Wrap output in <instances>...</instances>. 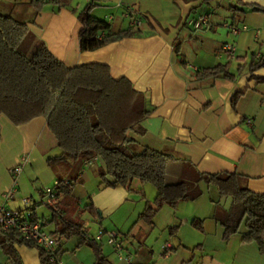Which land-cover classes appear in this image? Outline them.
Instances as JSON below:
<instances>
[{"label": "crops", "instance_id": "crops-1", "mask_svg": "<svg viewBox=\"0 0 264 264\" xmlns=\"http://www.w3.org/2000/svg\"><path fill=\"white\" fill-rule=\"evenodd\" d=\"M29 1L0 0V11L26 22L38 41H44L67 66L105 63L113 77H127L146 95L153 110L141 121L142 131L130 129L128 135L141 146L174 155L168 164L169 181L181 178L185 169L189 174L195 170L236 171L247 177L251 191L264 193V67L254 72L250 69L253 53L264 52V11L232 12L231 0H96L92 13L109 21L113 30L133 26L141 33L82 51L78 13L89 0H71L59 10L56 4L47 3L39 12ZM243 1L264 8V0ZM203 14L209 18L208 26L195 28L188 23ZM134 20L140 24L133 25ZM232 24H246L248 28L233 34L228 27ZM226 42L235 45L234 58L222 50ZM227 62L233 78L195 76L198 70ZM0 135V205L22 213L35 208L39 217L50 218L43 191L54 184L59 173L66 179L77 178L75 196L81 205L92 203L102 218L112 219L116 210L127 205L123 220L129 226L124 228L128 233L123 237V257L109 242L103 247L111 264H264L257 243L243 242L240 233L227 240L223 237V226L214 215L228 208L230 201L222 209L213 206L212 199L218 198V192L211 197L210 205L193 211L194 218L203 219V231L192 225L190 216L179 218L177 212L164 223L162 210L165 208L168 216V204L149 224L138 215L147 203L155 206L156 195L145 202L146 183L140 179H131L127 185L105 186L100 182V159L88 166L85 160H78L68 172L49 165L48 158L60 155L61 149L44 116L15 125L1 115ZM23 157L26 162L22 171L15 174L14 167ZM96 161L100 162L97 168ZM7 193L13 196L7 198ZM26 198L32 199L33 205L27 207ZM82 219L90 233V222L97 221L106 229L116 225L88 211ZM178 224V232L169 229L175 237L167 235V227ZM187 224L192 229L184 227ZM53 228V223L45 227L48 231ZM80 241L75 236L61 242L57 258L62 264H97L93 249ZM165 243L173 245L168 256L162 249ZM180 245L193 251L188 261L182 258ZM16 251L22 264H41L37 246L17 244ZM0 264H11L1 247Z\"/></svg>", "mask_w": 264, "mask_h": 264}, {"label": "trees", "instance_id": "trees-1", "mask_svg": "<svg viewBox=\"0 0 264 264\" xmlns=\"http://www.w3.org/2000/svg\"><path fill=\"white\" fill-rule=\"evenodd\" d=\"M71 0H30L36 12L47 3L61 7ZM232 12L264 11V8L243 0H231ZM96 0H89L78 13L81 22L79 31L80 49L95 50L126 37L137 36L140 30L133 26L113 30L111 23L92 13ZM252 72L264 67V52L259 58L252 55ZM196 78H233L229 63L205 67L196 71ZM264 80V79H263ZM239 94L232 99L236 105ZM153 110L146 95L137 90L127 77L115 78L109 65L101 62L67 66L56 57L44 41H38L26 22L12 14L0 11V116L5 115L15 125L25 124L44 116L47 126L61 154L48 158L49 165L68 172L78 160L100 159L101 184L105 186L127 185L131 179L151 182L157 189L155 206L147 203L138 215L153 224L158 210L165 204L176 207L181 201H194L204 192V187H214L218 198L213 202L229 200V207L216 212L214 217L223 226V237L241 232L243 242H255L264 254V193L251 191L247 177L236 171L202 172L192 174L185 169L176 181L167 178L168 164L174 155L141 146L128 135V130L142 131L141 121ZM1 138V135H0ZM76 179L66 182L59 173L57 200L44 203L51 211L50 218L39 217L35 208L27 215L31 222L41 221L45 228L53 223L49 232L57 245L47 250L34 241L26 239L16 229L0 227V247L7 253L11 264H22L16 251L17 244L38 247L41 264H57L52 256L58 257L61 242L79 237V244L89 245L96 254L97 264H111L104 254L102 243L91 235L82 219L88 211L98 215L92 203L81 205L73 190ZM38 204H36L37 206ZM192 225L203 231V219L193 218ZM178 225L171 226L177 230Z\"/></svg>", "mask_w": 264, "mask_h": 264}, {"label": "built area", "instance_id": "built-area-1", "mask_svg": "<svg viewBox=\"0 0 264 264\" xmlns=\"http://www.w3.org/2000/svg\"><path fill=\"white\" fill-rule=\"evenodd\" d=\"M190 25H192L195 28H201L203 25H209V18L206 14L199 15L197 18L190 19L188 21ZM133 25L140 24L139 20H134L132 22ZM230 31L233 34H238L241 32V30L247 29V25L243 24L242 26H236V25H228ZM222 50L228 55L230 58H234L236 56V47L231 42H226L222 45ZM261 54H256V58H259ZM26 162V157L22 158L21 163L16 165L14 167V173H20L22 171V167ZM92 163V161H85V164L88 166ZM83 170H81L80 175H82ZM69 179H66V182H68ZM58 185L59 181L58 179L54 182L53 185L47 186L44 188V202L51 203L55 200H57V192H58ZM7 198H11L13 196V193H7L5 195ZM27 207H30L33 205L32 199L26 198L24 200ZM28 210V209H27ZM29 210L26 213H22L18 210H13L9 207H6L4 205H0V227L2 229H16L18 232H20L26 239L34 241L36 244L41 245L47 250H52L56 247L57 241L55 237L45 228H43L39 221L31 222L28 220L27 215H29ZM105 233V230L100 229L96 235L97 239H101L103 234ZM108 235V242L115 246L117 249V252L119 253L120 257H123V241L120 239V236L114 232V231H107ZM173 248V245L171 243H165L163 245V253L165 255H169V251ZM131 256V254L128 255V258ZM52 260L55 261L57 264H62L56 256H52Z\"/></svg>", "mask_w": 264, "mask_h": 264}, {"label": "rangeland", "instance_id": "rangeland-1", "mask_svg": "<svg viewBox=\"0 0 264 264\" xmlns=\"http://www.w3.org/2000/svg\"><path fill=\"white\" fill-rule=\"evenodd\" d=\"M99 164H100V162H98V161H96V165H95V168H97L98 166H99ZM91 171V170H90ZM92 171H93V168H92ZM168 178L170 179V176H168ZM146 188H145V190H146V193H147V196L146 197H144V200H145V202H147V200H148V198H149V196H150V198H154L155 197V195H156V192H157V189H156V187L154 186V184L153 183H151V182H146ZM77 188H79V187H77ZM204 195H203V197L201 198V199H199V200H197V201H189V202H181L180 204H179V206L177 207V208H175V207H172L171 206V208H166V209H169L168 211H171L170 212V214L168 215V216H166V213H165V208H163V215H164V217H163V221H164V223L165 222H168V218H169V216L170 217H172V215H173V212H177L178 213V217L179 218H183V217H185V216H190V218H191V221H192V219L194 218V213H193V211L195 210H199V208L201 207V208H203V207H205L204 205H206V204H208V205H210V203L212 202L210 199H211V197H214L216 194H217V190L214 188V187H206V188H204ZM152 196H154V197H152ZM211 201V202H210ZM229 202V200H226V201H222V202H218V203H216V202H214L213 203V206H217V205H219L218 207L220 208V209H222L224 206H225V203L227 204ZM139 203V202H138ZM170 206V205H169ZM126 207H127V205L126 206H123V208H120V210H116V212H115V214L113 215V217H112V219H109V218H107V216L105 217V218H102V215H100V213L97 215L98 216V218H100L101 220H105L104 222H106V223H108V222H110V223H114V224H116L115 225V227H113V229H106L105 227H104V225H103V227H102V225L99 223V222H97V221H94V222H90V226H91V235H93V234H95L96 232L98 233V231L100 230V229H103V230H105V233L103 234V238H102V240H100V239H98V240H100L101 241V243H102V247H105L106 246V243H108V235H107V231L108 232H110V231H114V232H116L119 236H120V239L123 241V237H124V234H126V233H128V231H127V229H124L125 228V226L127 227V226H129V224L127 225V223L123 220L124 219V215H123V212L125 211V209H126ZM166 207V206H165ZM199 207V208H198ZM176 214V213H175ZM183 216V217H182ZM197 218H199V217H197ZM107 220V221H106ZM179 221V220H178ZM123 222V223H122ZM168 226V225H167ZM178 226H179V224H178ZM184 227H188V229L190 228V229H192L190 226H189V224H187L186 226H184ZM180 228V227H179ZM178 228V229H179ZM169 229H170V227L168 228L167 227V235H169V236H171L172 234H170V232H169ZM178 229L176 230L177 232H178ZM181 229H184V228H181ZM246 229H245V226L243 225L242 227H241V229H240V234H241V232H243V231H245ZM173 237H175L174 235H172ZM96 238V237H95ZM97 239V238H96ZM124 243V242H123ZM112 245V244H111ZM115 247V246H114ZM178 247V246H177ZM192 249L194 248V246H192L191 247ZM162 249H163V245H162ZM185 248L183 247V245H180L179 246V250L181 251V253H183V251H184V254L182 255V256H184V257H182V258H185L184 260H186V261H188L191 257H192V255H193V251H191V250H188V249H185ZM111 251H114V249L113 248H111ZM170 253H172L173 252V250L171 249L170 251H169ZM169 253V254H170ZM166 256H168V255H166ZM180 264H181V262H180ZM183 264H184V262H183ZM186 264V263H185Z\"/></svg>", "mask_w": 264, "mask_h": 264}]
</instances>
